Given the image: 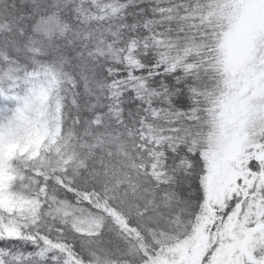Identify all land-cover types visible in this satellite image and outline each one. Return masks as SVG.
<instances>
[{"label":"snow or ice","instance_id":"snow-or-ice-1","mask_svg":"<svg viewBox=\"0 0 264 264\" xmlns=\"http://www.w3.org/2000/svg\"><path fill=\"white\" fill-rule=\"evenodd\" d=\"M0 264H264V0H0Z\"/></svg>","mask_w":264,"mask_h":264}]
</instances>
